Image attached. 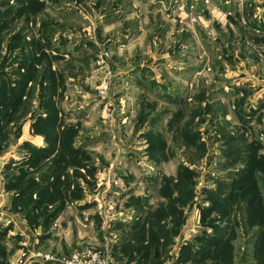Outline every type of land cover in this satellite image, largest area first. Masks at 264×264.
Instances as JSON below:
<instances>
[{"label":"rangeland","instance_id":"1","mask_svg":"<svg viewBox=\"0 0 264 264\" xmlns=\"http://www.w3.org/2000/svg\"><path fill=\"white\" fill-rule=\"evenodd\" d=\"M67 207L22 261L264 264V0H0V264Z\"/></svg>","mask_w":264,"mask_h":264},{"label":"crops","instance_id":"2","mask_svg":"<svg viewBox=\"0 0 264 264\" xmlns=\"http://www.w3.org/2000/svg\"><path fill=\"white\" fill-rule=\"evenodd\" d=\"M132 211V210H131ZM127 212V211H126ZM133 212V211H132ZM137 212V210H136ZM83 214L87 215L89 219L91 218V214L93 212L91 210H87L85 212H82ZM82 214V215H83ZM130 212L127 213H117L115 215L111 216L112 222L117 227H114L113 230L116 228H126L131 229V224L134 222L129 218ZM132 214V213H131ZM16 227L21 231V236L23 237L21 239V244L18 245L19 247L15 252H13L12 256L7 259L8 264H16V262L19 264H26L27 260H24V258L27 259V257L30 255L31 252L38 250V248L43 247L44 250L55 253L58 256L63 255L66 256L71 253V207H67L64 213L61 215V217L57 220V222L53 225L51 231L48 234H51L48 239L40 240V230L38 228H35L31 225H29L26 220L22 218H14ZM76 219L73 220L75 224ZM127 225V227H126ZM120 226V227H118ZM123 226V227H122ZM56 230V231H55ZM120 230V229H119ZM55 231V233H54ZM126 232V230H120L119 232ZM140 231V230H139ZM44 240V241H43ZM78 245L81 243H77ZM39 246V247H38ZM16 254V257L13 261V256ZM131 256H128V258L124 259H133L130 258ZM31 261L35 260L30 259ZM49 262V261H48ZM46 264H62L59 259H56L54 261H51ZM35 264V263H34Z\"/></svg>","mask_w":264,"mask_h":264},{"label":"built area","instance_id":"3","mask_svg":"<svg viewBox=\"0 0 264 264\" xmlns=\"http://www.w3.org/2000/svg\"><path fill=\"white\" fill-rule=\"evenodd\" d=\"M38 258L44 261H50L52 257L48 254L39 253ZM64 264H113L106 258H103L99 253L87 252L76 253L72 259L68 260Z\"/></svg>","mask_w":264,"mask_h":264},{"label":"trees","instance_id":"4","mask_svg":"<svg viewBox=\"0 0 264 264\" xmlns=\"http://www.w3.org/2000/svg\"><path fill=\"white\" fill-rule=\"evenodd\" d=\"M62 170V167H60L59 168V171L58 172H60ZM46 175V174H45ZM63 185H64V183H63ZM62 185V186H63ZM39 186V184H38V182H34V183H28L27 185H26V187L25 188H23L22 190V194H27V193H29L30 191H32V190H34L35 188H37ZM57 189H59L60 190V184L58 185V187H57ZM61 192H63L62 190H60Z\"/></svg>","mask_w":264,"mask_h":264}]
</instances>
